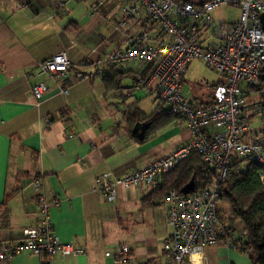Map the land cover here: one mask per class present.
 <instances>
[{
	"label": "crops",
	"instance_id": "crops-1",
	"mask_svg": "<svg viewBox=\"0 0 264 264\" xmlns=\"http://www.w3.org/2000/svg\"><path fill=\"white\" fill-rule=\"evenodd\" d=\"M51 1L0 0V242L22 240L26 230L37 227V175L43 177L41 191L61 202L50 212L55 236L84 249L80 256H57L55 264H119L115 254L121 247L128 248L131 264H165L164 245L172 230L163 198L145 206L151 194L141 186L131 192L119 189L111 202L97 190V181L109 172L114 177L136 172L188 144L192 134L186 123L175 119L146 141L129 135L128 108L135 105L149 116L160 103L137 85L147 73L137 63L107 67L83 84H75L73 73L65 84L67 96L33 74L39 63L61 52L77 65L103 58L152 27L136 18L127 27L120 25L119 8L133 0H65L62 16H54ZM198 62L203 63L188 66L183 93L206 108L224 78L218 75L212 84L204 79L208 95L191 93L186 78ZM119 73H131L134 83L125 80L120 90L108 91ZM43 82L49 92L38 104L32 88ZM118 116L124 119L120 134L114 130ZM204 253L207 264H253L237 247L219 244ZM5 264L42 261L24 255Z\"/></svg>",
	"mask_w": 264,
	"mask_h": 264
},
{
	"label": "built area",
	"instance_id": "built-area-1",
	"mask_svg": "<svg viewBox=\"0 0 264 264\" xmlns=\"http://www.w3.org/2000/svg\"><path fill=\"white\" fill-rule=\"evenodd\" d=\"M205 1L201 5L175 0L127 2L119 8L120 25L127 27L136 18L146 21L152 31L130 37L127 48L95 61L77 65L61 52L39 63L33 72L35 77L55 83L60 94L67 96L65 84L73 73L75 84H83L107 67L143 65L147 73L138 78L137 85L186 123L192 134L188 144L136 172L122 177L109 172L97 181V190L111 202L116 201L119 189L131 192L142 186L152 194L162 177L174 172L194 152L200 154L205 173L199 187L190 195L172 190L161 201L168 209L167 223L172 230L164 245L168 254L165 264H207V247L223 244L241 249L245 245L244 233L219 220L223 188L235 159L262 167L253 186H264V0ZM51 6L54 16L66 13L65 0H52ZM222 8L239 9V21L215 22L214 13ZM195 61L224 78L213 93L211 106L206 108L183 93L188 66ZM48 92L47 82L32 88L38 104ZM123 124L122 117H115L116 134H120ZM42 178L36 175L33 180L39 223L26 230L22 240L0 242V264L24 255L40 258L42 264H55L57 256L84 254L83 248L63 243L55 236L50 212L61 202L41 191ZM130 255L128 248L121 247L116 250L115 260L131 264Z\"/></svg>",
	"mask_w": 264,
	"mask_h": 264
},
{
	"label": "trees",
	"instance_id": "trees-1",
	"mask_svg": "<svg viewBox=\"0 0 264 264\" xmlns=\"http://www.w3.org/2000/svg\"><path fill=\"white\" fill-rule=\"evenodd\" d=\"M175 1L199 5L206 2L205 0ZM133 78L135 79L131 73L117 74L108 83L111 86L107 84L108 91L120 90L123 81ZM216 88L213 89L212 95ZM126 118L130 123L129 135L134 139H137L133 135V129L137 123L149 125L146 141L153 133L169 127L175 119H179V116L169 110L164 102L160 101L153 114L149 116L142 113L135 105H132L128 108ZM262 171L263 168L256 164H248L238 159L234 160L229 180L224 186L222 194V200H226L229 205V216H227L226 220L223 216L219 217L220 222L227 221L234 229H236V223L240 222L247 239L241 249L250 255L253 264H264V186H253L255 176ZM204 173L205 164L203 159L200 154L194 152L174 172L162 177L158 190L149 195L147 200L144 201L145 206L150 204L153 207L154 200L162 199L166 193L172 190L183 194V189L192 180L195 181V185L198 188ZM10 197L11 195L7 197V200Z\"/></svg>",
	"mask_w": 264,
	"mask_h": 264
},
{
	"label": "rangeland",
	"instance_id": "rangeland-1",
	"mask_svg": "<svg viewBox=\"0 0 264 264\" xmlns=\"http://www.w3.org/2000/svg\"><path fill=\"white\" fill-rule=\"evenodd\" d=\"M241 17V11L239 9L233 8H222L214 13V19L217 23H231V22H238ZM198 65L192 66L189 74L186 78V85L187 90L191 93H203L208 95L211 93V90L207 86L208 83H215L217 80V74L211 71L206 65L203 63H196ZM206 81H205V80ZM200 81H204L205 84L203 86H199ZM134 80L128 79L125 81L126 85H132ZM258 124L257 122L255 123ZM219 208L221 211L222 216L227 217L229 216V205L226 200H222L219 204ZM236 231L238 233H243V227L240 222L236 223Z\"/></svg>",
	"mask_w": 264,
	"mask_h": 264
},
{
	"label": "water",
	"instance_id": "water-1",
	"mask_svg": "<svg viewBox=\"0 0 264 264\" xmlns=\"http://www.w3.org/2000/svg\"><path fill=\"white\" fill-rule=\"evenodd\" d=\"M198 1H204V0H198ZM261 23L262 28L264 31V13L261 15ZM264 72V68H263ZM263 82H264V75H263ZM149 128V125L146 123H137L133 129V135L137 137L138 140L144 141L146 137V131ZM195 181L192 180L182 191L183 195H190L192 192L195 191Z\"/></svg>",
	"mask_w": 264,
	"mask_h": 264
}]
</instances>
